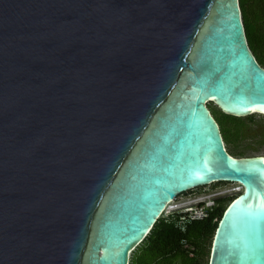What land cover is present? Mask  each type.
<instances>
[{
  "label": "water",
  "instance_id": "obj_1",
  "mask_svg": "<svg viewBox=\"0 0 264 264\" xmlns=\"http://www.w3.org/2000/svg\"><path fill=\"white\" fill-rule=\"evenodd\" d=\"M209 101L264 114L239 0H0V264H129L212 181L242 188L208 264H264V155Z\"/></svg>",
  "mask_w": 264,
  "mask_h": 264
},
{
  "label": "trees",
  "instance_id": "obj_2",
  "mask_svg": "<svg viewBox=\"0 0 264 264\" xmlns=\"http://www.w3.org/2000/svg\"><path fill=\"white\" fill-rule=\"evenodd\" d=\"M239 2L248 44L258 62L264 66V0ZM217 108L227 116L216 119L224 142L233 143L244 135L245 121L241 119L242 116L227 114L218 106ZM227 150L234 156L243 155L242 149ZM234 196L217 198L216 205L205 217L191 220L184 230L176 227L172 218L159 216L141 242L131 251L129 264H199L205 256L208 260L207 242L211 244L219 218Z\"/></svg>",
  "mask_w": 264,
  "mask_h": 264
},
{
  "label": "rangeland",
  "instance_id": "obj_3",
  "mask_svg": "<svg viewBox=\"0 0 264 264\" xmlns=\"http://www.w3.org/2000/svg\"><path fill=\"white\" fill-rule=\"evenodd\" d=\"M252 9H254L252 7ZM208 107L210 108L213 116L216 119H220L223 117H227L225 114L221 113L217 106L209 101L207 102ZM242 120L245 121V125H246V130L244 132V135L241 137H239L235 142L233 143H227L225 144L227 149H242L243 150V155H251V154H264V114L262 113H252L251 115L248 116H242L241 117ZM238 184L236 182H215V183H211L208 187H210V191H212L211 187H215V189H222V190H227L229 189V191L231 190V188H234L235 186H237ZM242 188V187H241ZM203 190V188L200 186L199 188H196L195 190L191 191L194 192L196 194H201V191ZM226 194L227 197H230L232 195H235L238 190H231V192H229ZM175 203H178V199H175L174 202L171 203V205H175ZM173 205V207H174ZM172 209H166L164 211V213L162 214V216L167 215L169 212H171ZM207 255L209 253V247H210V242H207ZM207 257L205 256L199 264H206L207 262Z\"/></svg>",
  "mask_w": 264,
  "mask_h": 264
},
{
  "label": "built area",
  "instance_id": "obj_4",
  "mask_svg": "<svg viewBox=\"0 0 264 264\" xmlns=\"http://www.w3.org/2000/svg\"><path fill=\"white\" fill-rule=\"evenodd\" d=\"M215 182H221V181H212L206 185L201 186L203 190L201 191L202 195L196 194L194 192H191L195 190L197 187H193L181 194H179L175 199H178V203H175V205L181 204L175 208L172 209L171 212H169L165 217L171 218V215L173 212L178 213L177 219L175 221L176 227H178L181 230H184L186 227V224L190 222L191 220L197 219V218H203L205 217L209 210L212 209L213 206L217 203V198L224 197L228 193L229 189L222 190L215 189V187H211L212 191H210V187H208L211 183ZM238 185L234 188H231V190H240L241 185L236 182ZM200 187V186H199ZM198 187V188H199ZM231 190L229 192H231ZM173 199V200H175ZM172 200V201H173ZM174 205V204H173ZM164 211L161 213L160 216Z\"/></svg>",
  "mask_w": 264,
  "mask_h": 264
},
{
  "label": "bare ground",
  "instance_id": "obj_5",
  "mask_svg": "<svg viewBox=\"0 0 264 264\" xmlns=\"http://www.w3.org/2000/svg\"><path fill=\"white\" fill-rule=\"evenodd\" d=\"M253 112H254V111H252V113H253ZM261 155H264V154H261ZM241 187H242V186H241ZM172 202H174V200H173V201H170L169 204H168V206H167L164 210L169 209V208L173 209V208H175V207L181 205V204H178V205H174V207H173V205H171Z\"/></svg>",
  "mask_w": 264,
  "mask_h": 264
},
{
  "label": "flooded vegetation",
  "instance_id": "obj_6",
  "mask_svg": "<svg viewBox=\"0 0 264 264\" xmlns=\"http://www.w3.org/2000/svg\"><path fill=\"white\" fill-rule=\"evenodd\" d=\"M198 188V187H197ZM177 215H179L178 213H175V212H173V214L171 215V218L173 219V220H175L176 221V219H177ZM175 221H173L174 222V225H175ZM176 226V225H175ZM191 253V252H190ZM170 255V254H169Z\"/></svg>",
  "mask_w": 264,
  "mask_h": 264
},
{
  "label": "snow or ice",
  "instance_id": "obj_7",
  "mask_svg": "<svg viewBox=\"0 0 264 264\" xmlns=\"http://www.w3.org/2000/svg\"><path fill=\"white\" fill-rule=\"evenodd\" d=\"M252 110H255V109H252ZM260 111L264 112V107L260 108Z\"/></svg>",
  "mask_w": 264,
  "mask_h": 264
},
{
  "label": "clouds",
  "instance_id": "obj_8",
  "mask_svg": "<svg viewBox=\"0 0 264 264\" xmlns=\"http://www.w3.org/2000/svg\"><path fill=\"white\" fill-rule=\"evenodd\" d=\"M233 196V195H232Z\"/></svg>",
  "mask_w": 264,
  "mask_h": 264
}]
</instances>
